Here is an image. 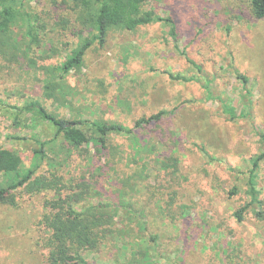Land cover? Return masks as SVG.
<instances>
[{"label": "rangeland", "instance_id": "obj_1", "mask_svg": "<svg viewBox=\"0 0 264 264\" xmlns=\"http://www.w3.org/2000/svg\"><path fill=\"white\" fill-rule=\"evenodd\" d=\"M13 1L17 20L0 45V151L16 150L34 179L58 183L21 186L15 203L0 204V264H48L42 220L55 201L120 206L107 208L113 231L99 251L84 252L95 264H264V159L263 216L254 206L236 216L264 154V17L250 0H146L165 20L110 28L69 73L62 63L94 34L91 11L82 0ZM36 102L57 117L118 122L132 133L75 146L25 109Z\"/></svg>", "mask_w": 264, "mask_h": 264}, {"label": "trees", "instance_id": "obj_2", "mask_svg": "<svg viewBox=\"0 0 264 264\" xmlns=\"http://www.w3.org/2000/svg\"><path fill=\"white\" fill-rule=\"evenodd\" d=\"M146 0H82L85 7L92 13L94 34L87 38L79 47L75 48L68 58L62 63L61 69L64 73H69L73 69L82 66L86 51L95 41L104 44L107 40L108 32L112 27L125 29H136L148 24L153 20H165L157 15L153 10H145ZM10 0H0V45L4 46L3 36L6 35L12 25L17 20L19 7L17 3ZM253 14L257 18L264 17V0H250ZM28 33L33 40H38V34L33 33V28L28 27ZM174 79L187 78L181 75L170 74ZM246 85L249 78L239 75ZM209 89V87H208ZM210 92V90H209ZM225 111L232 116L235 115L233 108L225 104ZM28 112L34 111L39 118L50 121L56 127V137L62 135L63 138L75 146L84 143L95 142L106 146L109 135L113 132L132 133V129L118 122H104L99 120H76L57 117L49 112L39 103H31L25 108ZM164 111L143 118L142 121L150 122L160 120ZM139 121L138 123H140ZM84 126H89L85 129ZM264 135V134H263ZM26 139V137H25ZM41 148L36 151V157L44 159L43 153L46 151V144L41 142ZM264 159V154L256 157L252 162L249 172V200L236 211L239 220H243L246 211L254 206L258 216H263L259 207L260 191L257 188V170L260 162ZM176 161L178 162L177 158ZM38 167L37 164H35ZM177 166V164H176ZM35 168L23 166L22 156L14 149H1L0 151V204L15 203L16 191L21 186L27 187L29 191L42 190L54 186L58 179H48L45 175L33 178ZM231 191L236 192V187ZM49 211L44 214L42 223L49 231L47 238L48 264H95L91 262L84 252L99 251L101 244L105 243V237L111 227V218L108 217V207L119 210V205L97 204L86 209H75L66 206L63 202L55 201L48 204ZM113 218V216H112Z\"/></svg>", "mask_w": 264, "mask_h": 264}]
</instances>
